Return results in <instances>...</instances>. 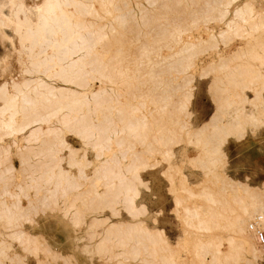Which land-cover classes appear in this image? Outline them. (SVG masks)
<instances>
[{
	"label": "bare ground",
	"instance_id": "bare-ground-1",
	"mask_svg": "<svg viewBox=\"0 0 264 264\" xmlns=\"http://www.w3.org/2000/svg\"><path fill=\"white\" fill-rule=\"evenodd\" d=\"M146 1L154 8L139 0H0V39L17 64L10 73L12 59L0 57L1 75L8 72L0 80V264H29L27 254L39 264H53L48 257L70 264L65 251L26 229L46 209L60 211L72 237L107 264L264 258L256 232L264 224V182L230 176L225 151L229 139L264 127V7L256 0ZM210 22L224 27L211 31ZM201 25L206 38L192 35ZM237 37L243 42L230 47ZM200 70L214 76L215 111L194 125L189 104ZM161 163L184 228L174 241L147 224L138 201L147 189L142 173ZM184 163L200 169L197 181L188 180Z\"/></svg>",
	"mask_w": 264,
	"mask_h": 264
},
{
	"label": "rangeland",
	"instance_id": "rangeland-1",
	"mask_svg": "<svg viewBox=\"0 0 264 264\" xmlns=\"http://www.w3.org/2000/svg\"><path fill=\"white\" fill-rule=\"evenodd\" d=\"M135 1L137 0H127L130 5L134 4ZM139 1L144 2L149 8H154L155 6L150 5L146 0ZM256 3L264 7V0H256ZM121 5H123V3H121ZM212 25L213 28H217H214L213 30ZM222 26L224 27L223 24H218L216 22H210V24H208V27L210 29L212 28L211 31H218ZM205 27L206 26L201 25L199 28L194 29L192 35L195 37L204 35V37L206 38L208 30ZM218 41V47L223 50L225 48V42L222 39H218ZM242 42L243 40L237 37L230 42L229 46L233 47L234 44L237 43L240 45V43ZM214 50V48L204 50L203 52H201V56L207 57L212 54ZM5 56H9L12 59V63L8 72L16 73L17 64L15 59L13 58L14 54L12 47L6 39H0V57ZM201 71L202 70L194 72V79L192 83V91L194 95L189 104V108L192 111L191 121L194 125H199L205 119L208 120L215 111V102L212 97L213 92H211L209 90L210 88L208 87L212 82L214 76L210 74H203V72ZM8 72L2 75L0 72V80L8 76ZM67 135L68 140L73 145H79V142L75 137H72V134ZM247 143H249L251 146L247 147L245 145ZM179 148H183V145L175 146L176 150H178ZM225 151L227 153L228 159L226 172L230 176L238 179L242 178L241 180H246L249 184L252 185L261 186L263 184L264 127L258 128L254 134L248 132L246 137L242 140L229 139L228 143L225 146ZM194 153L195 149L191 145H188L187 155H193ZM176 157L179 158L178 153H176ZM11 162L17 169H20V161L16 157V155L13 154L11 156ZM190 165L191 164L189 163H184L183 171L186 173L188 180L194 182L201 177V171L198 167L193 168L194 166L192 167V165ZM162 168L163 163L156 165L153 168H148L142 173L143 178L146 180L147 189L144 188L145 186L141 187L140 197L138 198V201L143 202L146 205L147 212L144 214V217L146 218L147 224L164 229V232L166 233L168 238L171 241H174L181 237L184 228L175 212H173L174 204L171 194L167 191V182L163 173H161ZM259 182L261 183L259 184ZM22 200L26 205V200L24 198ZM107 212L108 211H105V213ZM153 216L156 217V222L153 221ZM121 218H128V215L123 209L121 210ZM69 224L70 223L68 222L67 218L61 216L60 211L46 209L43 212L39 211L38 213H36L34 216V220L31 223L26 222L25 226L29 231H31L32 229L31 232L33 233L43 234L46 242L49 245H52H50L52 249L58 250V252L60 253H64L65 251L64 255L69 256L70 264H107L106 261H104V259H102L95 252H89L84 249L83 242L85 240H78L73 238L74 231ZM80 233H82V230L80 231ZM16 249L20 250L18 245L16 246ZM80 250H83V252H81ZM20 251L21 253H23L22 250ZM40 256L44 257L43 253H40ZM25 258L29 264L38 263L35 257L31 254H27ZM47 259L54 264L53 259H51L50 257H48ZM73 259L75 260L74 262ZM62 260L63 259L61 257L55 259V264H63ZM89 260H91V262ZM260 264H264V258L260 261Z\"/></svg>",
	"mask_w": 264,
	"mask_h": 264
},
{
	"label": "built area",
	"instance_id": "built-area-1",
	"mask_svg": "<svg viewBox=\"0 0 264 264\" xmlns=\"http://www.w3.org/2000/svg\"><path fill=\"white\" fill-rule=\"evenodd\" d=\"M258 239L261 243H264V224H258L256 228Z\"/></svg>",
	"mask_w": 264,
	"mask_h": 264
}]
</instances>
